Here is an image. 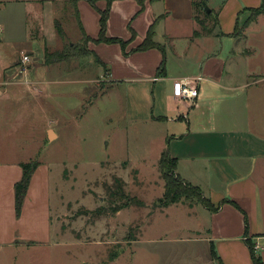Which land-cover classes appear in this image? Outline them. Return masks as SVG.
Segmentation results:
<instances>
[{"label": "rangeland", "instance_id": "obj_1", "mask_svg": "<svg viewBox=\"0 0 264 264\" xmlns=\"http://www.w3.org/2000/svg\"><path fill=\"white\" fill-rule=\"evenodd\" d=\"M198 1L203 9L204 5L212 9L210 19L218 13L215 6L222 4L221 0ZM247 2L253 3L243 0ZM262 2L261 13L252 14L253 8L239 14L234 43L222 40L220 56L231 59L232 50L237 49L243 53L245 59L238 62L239 68L264 71ZM247 16L254 19L244 27ZM57 21L72 41L76 27L70 3L59 8ZM196 29H200L196 21L172 28L174 44L179 45L174 52ZM69 40L62 49H47L45 53L44 44L30 48L21 43H0V58L12 63L10 78L28 82L0 101V134H12L15 141L18 133L16 141L23 148L19 154L45 165L49 177V208L44 218L47 233L0 247V264H217L206 231L209 214L200 198L191 196L168 205L158 201L164 191L158 168L161 149L170 155L176 150L181 153L192 143L195 148L200 140L193 135L165 139L172 124L156 118L165 111V100L159 91L153 93L151 81L109 83L94 57L92 68L46 70L43 62L71 59ZM195 42L203 54L219 45ZM51 43L49 49L58 45ZM162 43L169 66L181 70L167 39ZM73 45L81 50L76 57L82 56L85 40ZM23 54L28 56L25 63L21 61ZM187 62L193 63L192 73L197 74L202 64ZM29 67L32 69L27 73ZM24 73L28 74L25 79ZM94 77L97 79L91 81ZM36 79L42 82L31 83ZM11 152L16 153L15 149ZM39 221L42 223L41 216Z\"/></svg>", "mask_w": 264, "mask_h": 264}, {"label": "crops", "instance_id": "obj_2", "mask_svg": "<svg viewBox=\"0 0 264 264\" xmlns=\"http://www.w3.org/2000/svg\"><path fill=\"white\" fill-rule=\"evenodd\" d=\"M141 1L112 0L107 17L106 36L124 40L127 54L117 42L90 40L86 43L84 55L56 64L43 62V66L46 70L92 68L94 57L97 66L104 71L102 77L109 83L153 82V93L159 91L165 100V111L156 118L172 124L165 139H186L193 135L200 140L195 148L192 143L181 153L175 149L171 156L177 160L176 174L203 192L214 207L218 206L212 211L202 205L209 214L210 226L206 231L216 255L222 264H253L246 242L249 240L264 264V85H259L264 81V71L239 68L238 62L245 57L238 49L237 52L232 50L231 59L235 62L230 56H220L224 38L235 42L239 14L245 9L259 7L262 0H252V4L243 3V0H221L222 4L215 6L218 11L215 18L203 20L207 30H202L199 24L200 29H196L193 36L186 35L184 46L176 52V34L172 28L196 21L193 2L198 0ZM68 3L72 5L75 17L76 30L71 36L72 41L57 21L59 8ZM105 5V0L96 2L99 9H104ZM247 19L248 16L245 22ZM211 21L213 25L209 26ZM154 22L153 38L164 48V53L157 48L130 51L142 42ZM98 31L99 13L86 0H0V43H21L30 48L36 43L44 44L45 53L47 49H62L67 40L72 45L85 37L95 39ZM165 39L176 54L175 61L181 70L175 71L169 66L168 52L166 54V46L162 43ZM198 40L219 45L203 54L195 42ZM51 42L58 45L49 49ZM163 58V69L158 73ZM2 59L0 101L8 98L18 85L28 83L21 79L12 80V63ZM187 60L202 64L197 74L192 73L193 63ZM27 73L23 74L24 79ZM198 76L195 102L180 100L173 94L174 80ZM252 76L258 77L251 79ZM38 82L42 81L31 80V83ZM49 130L56 138L55 132ZM11 136L0 134V247L32 241L37 234L47 233L44 218L49 208V177L41 162L31 176L20 216L15 214L14 184L22 175L20 163L28 160L19 154L23 149L16 141L19 134L15 133V141Z\"/></svg>", "mask_w": 264, "mask_h": 264}, {"label": "trees", "instance_id": "obj_3", "mask_svg": "<svg viewBox=\"0 0 264 264\" xmlns=\"http://www.w3.org/2000/svg\"><path fill=\"white\" fill-rule=\"evenodd\" d=\"M86 1L91 6H93L99 13V31L95 39L85 37L84 38L85 43H87L90 40L92 42H106V43L117 42L121 45L124 51V48L126 45V42L124 40L118 39L115 37L106 36V21H107V17L110 11L112 0H105L106 5L104 9H99L96 6V2L98 0H86ZM138 2L141 3L142 1L138 0ZM193 3H194V10H195L194 18L196 22L201 25L202 30H207L206 26L203 25L204 23L203 20H206L207 18L211 17L212 9L210 10L209 13H206L205 10L203 9V5L201 2L194 1ZM262 10H263V2L260 7L253 9L252 14L257 15L261 13ZM199 12L203 14V18L201 19H200V16L198 15ZM253 17L254 16L248 18V20L245 22L243 26L245 27L250 21H252L254 19ZM154 25H155V22L152 25H150V27L148 28L146 36L142 40V42L139 43L135 48L131 49L130 51H137V50L141 51V50H147L150 48H157L162 53H164V48L158 42H156L153 38ZM58 31L61 33L60 28H58ZM70 48L72 52L68 56L73 57L76 55H80L79 51L81 50L78 47V45H73V46L71 45ZM82 52H83L82 55H84V53H86V50ZM124 54H127V53L124 51ZM163 62H164V58L160 66L158 67V73H161V69H163V64H164ZM176 161H177L176 158L172 157L167 151V149H164L161 152L160 157L158 159V168H159L161 177L164 180L163 196L159 198L158 200L160 204L168 205V204H172L175 202H179L181 201L182 198L187 199L191 196H196L200 198L201 203L203 204L205 208L212 210V211L217 209L218 206L214 207L212 203L209 201V199L204 198L201 195L200 190L196 186H193L185 182L181 177H179L176 174L175 172ZM38 165H39V162L37 160H29V161L20 163L22 175H21V178L14 184V208H15V214L17 217L20 216L24 196L26 194L31 176ZM230 202L236 205L234 201L230 200ZM246 242L248 244V248L250 251V256H251L253 264H263L261 258L255 252L253 243H251L249 240H247ZM212 253L214 254L213 256L217 260V264H222L220 261V258L216 256L214 250H212Z\"/></svg>", "mask_w": 264, "mask_h": 264}, {"label": "built area", "instance_id": "obj_4", "mask_svg": "<svg viewBox=\"0 0 264 264\" xmlns=\"http://www.w3.org/2000/svg\"><path fill=\"white\" fill-rule=\"evenodd\" d=\"M21 61L25 63L28 61V56L23 55ZM200 77H192L189 79H176L172 84L173 94L180 100L194 102L198 95L197 84ZM256 248V247H255Z\"/></svg>", "mask_w": 264, "mask_h": 264}, {"label": "water", "instance_id": "obj_5", "mask_svg": "<svg viewBox=\"0 0 264 264\" xmlns=\"http://www.w3.org/2000/svg\"><path fill=\"white\" fill-rule=\"evenodd\" d=\"M204 9L206 11V13H209L211 9L207 8L205 5H204ZM48 138L50 139V136H48Z\"/></svg>", "mask_w": 264, "mask_h": 264}]
</instances>
